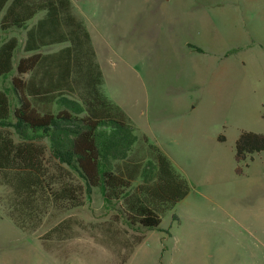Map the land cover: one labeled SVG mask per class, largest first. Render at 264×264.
I'll use <instances>...</instances> for the list:
<instances>
[{
  "label": "rangeland",
  "instance_id": "374dc122",
  "mask_svg": "<svg viewBox=\"0 0 264 264\" xmlns=\"http://www.w3.org/2000/svg\"><path fill=\"white\" fill-rule=\"evenodd\" d=\"M71 1L94 10V0ZM169 5L181 10L178 20L147 11L113 24L109 45L98 16L83 15L105 94L189 184L124 264H264V151L235 160L241 132L264 133V0ZM9 36L24 40L7 31L0 42ZM71 214L81 226L66 252L50 255L38 241L46 225L28 235L0 212V264H122L140 236L113 219L99 189Z\"/></svg>",
  "mask_w": 264,
  "mask_h": 264
},
{
  "label": "trees",
  "instance_id": "16d2710c",
  "mask_svg": "<svg viewBox=\"0 0 264 264\" xmlns=\"http://www.w3.org/2000/svg\"><path fill=\"white\" fill-rule=\"evenodd\" d=\"M39 16L30 26L29 23ZM0 212L38 236L43 251L67 250L80 220L71 212L94 189L140 236L183 199L189 184L156 145L135 133L103 90L90 35L71 0H0ZM264 151V133L241 132L235 160Z\"/></svg>",
  "mask_w": 264,
  "mask_h": 264
},
{
  "label": "crops",
  "instance_id": "0c3cea01",
  "mask_svg": "<svg viewBox=\"0 0 264 264\" xmlns=\"http://www.w3.org/2000/svg\"><path fill=\"white\" fill-rule=\"evenodd\" d=\"M173 1L176 2L177 0H94V10L88 9L86 11H85V7L77 9L73 4V2L72 1L71 2L74 6L75 11L77 12V14H79L82 17L84 22L85 19L83 15L86 16L87 14L93 12V14L98 16V18H96L95 29H97L101 39H103L107 43V45H109L110 44V41H108L109 34L106 31L112 28L113 24L117 22H121L125 25H130L129 21L133 20L134 16L140 15L147 11H153V13L158 16H162V15L165 16L168 25L178 20L176 18L181 14V10L177 9L176 7H170L169 2H173ZM109 24L111 26H108ZM85 25L89 32L90 40L96 55V60L98 62V65L102 73V67L98 58V51L95 47L93 37L91 36L90 29L87 26L86 22ZM130 59L134 60L135 58H130ZM146 234L147 233L145 232L142 242L144 241ZM142 242L138 244L136 247H134L133 251L130 254V257L132 256V254L135 253V251L142 244Z\"/></svg>",
  "mask_w": 264,
  "mask_h": 264
}]
</instances>
